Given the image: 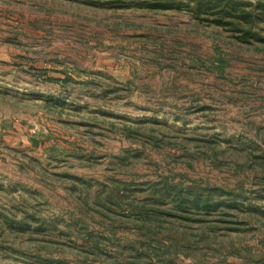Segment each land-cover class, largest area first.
Wrapping results in <instances>:
<instances>
[{
	"label": "rangeland",
	"instance_id": "rangeland-1",
	"mask_svg": "<svg viewBox=\"0 0 264 264\" xmlns=\"http://www.w3.org/2000/svg\"><path fill=\"white\" fill-rule=\"evenodd\" d=\"M174 1L0 0V264H264V40Z\"/></svg>",
	"mask_w": 264,
	"mask_h": 264
},
{
	"label": "trees",
	"instance_id": "trees-1",
	"mask_svg": "<svg viewBox=\"0 0 264 264\" xmlns=\"http://www.w3.org/2000/svg\"><path fill=\"white\" fill-rule=\"evenodd\" d=\"M155 5L187 9L197 17H203L205 21L226 26L240 33L238 37L244 41H251L253 38L264 40L257 30L258 22L264 20V1L254 5L253 2L246 0H175L174 2H157ZM193 203L200 206V199L195 198ZM210 205V202H207L205 207Z\"/></svg>",
	"mask_w": 264,
	"mask_h": 264
}]
</instances>
